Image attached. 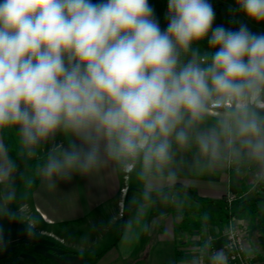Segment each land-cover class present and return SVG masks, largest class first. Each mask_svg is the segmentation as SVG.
<instances>
[{"label": "clouds", "instance_id": "1", "mask_svg": "<svg viewBox=\"0 0 264 264\" xmlns=\"http://www.w3.org/2000/svg\"><path fill=\"white\" fill-rule=\"evenodd\" d=\"M167 9L162 31L148 0H0V130L18 129L29 157L57 132L80 141L50 148L45 176L111 160L163 178L173 144L187 147L210 117L215 127L194 137L202 155L243 150L264 165V33L213 27L209 0H168ZM237 10L264 24V0H236ZM18 179L0 138V218L23 223L11 207ZM37 224L27 222L29 237ZM207 264L228 258L220 250Z\"/></svg>", "mask_w": 264, "mask_h": 264}, {"label": "crops", "instance_id": "2", "mask_svg": "<svg viewBox=\"0 0 264 264\" xmlns=\"http://www.w3.org/2000/svg\"><path fill=\"white\" fill-rule=\"evenodd\" d=\"M209 2L216 5L221 0ZM225 4L229 9L234 8L228 3ZM231 12L238 22L248 24L252 32L264 33V28L253 24L240 11ZM215 123V119L210 117L197 125L190 133L193 138L187 147L181 148L173 144V161L169 168L165 169L163 178L151 176L141 179L139 165L133 171L125 172L111 160L101 162L88 170L73 169L69 172V179L59 176L47 177L43 172L47 162L43 163L39 171V182L30 201L21 202L16 207L11 206L19 210L23 223L0 218V229L3 230L6 242V247L0 248V259L8 256L17 243L34 242L35 237H29L25 230L29 220H38L56 233L57 242L51 256L57 264H84L85 257L72 252L86 254L89 252L88 248H85L87 246L75 247V241H72L74 246H70L71 241L67 240L65 230L70 229L74 223H82L84 230L88 228L87 224L92 223L91 228L95 229L101 223L118 224L119 220H123L121 227H117L118 240L112 244L113 248L109 247L117 252L126 230L135 228L138 219L142 220L144 216L146 221L141 229L148 230L155 240L144 249L146 264H194L197 248L203 249L205 243L211 241L217 247L223 243L219 230L231 217L227 216L225 208H221V205L228 193H234L240 198L258 195V204L264 215V165L251 160L243 150L239 156L231 157L227 150H223L215 160L199 152L195 134L215 127ZM0 138L4 140L2 130ZM73 141L80 142L74 135L57 132L54 138L39 145L35 149V155L31 157L45 158L50 148L58 145L68 147ZM10 157L12 158L11 155ZM18 162H22V159L18 158ZM169 172L173 173L172 178H169ZM177 182L194 187L199 197L214 201L200 204L199 221L194 227L191 225L193 228H187L188 230L181 223L182 201L187 199L185 194L177 188L163 190ZM126 187L127 194L124 198L123 190ZM236 217L244 219V216ZM192 231L195 234L199 231L201 234L198 242L191 241L193 244L186 237H195L196 235L192 236ZM181 238L186 240L184 244L180 243ZM177 248L181 250V255L177 254ZM209 255L208 249L206 259ZM260 258L261 263H264V257ZM116 262L117 258L109 264ZM11 264H36V257L22 252Z\"/></svg>", "mask_w": 264, "mask_h": 264}, {"label": "rangeland", "instance_id": "3", "mask_svg": "<svg viewBox=\"0 0 264 264\" xmlns=\"http://www.w3.org/2000/svg\"><path fill=\"white\" fill-rule=\"evenodd\" d=\"M198 46L202 50H208V48H205L203 45L199 44ZM2 133L4 134V140L9 151V155H11L12 158L16 161L20 173V179H18L15 183L18 192V200L15 204L12 205L16 207L17 204L28 200L30 201V198H32V193L35 191V188L39 182V171L43 166L42 160L44 158H33L26 155L19 142L18 129H4L2 130ZM16 156L22 157V162L19 163ZM229 156L231 157L233 155ZM123 193L125 198V195L127 194V187L124 188ZM225 201H227V197ZM225 204L226 203L222 202L221 208H225ZM244 219H247L249 224L251 223V215L244 216ZM122 221L123 220H119L118 224H111L110 222L101 223L98 228L95 227V229L91 228V223L87 224L88 228H85L84 230L81 227L82 223H74L72 226H70V229L65 230L64 232L67 240L71 241L69 243L70 246H74V243L72 241H75V247L87 246L85 248H88L89 252L85 254V256L87 257L85 259H87L89 264H109L116 258L117 262L113 264H146L144 249L150 243H154L155 240L150 235L148 230L141 229L146 221V218L144 216L142 220L138 219V222L135 224V228H128L126 230L125 237L120 240L121 246L117 250V252L115 249L112 250L109 248L110 246H112L113 248L114 246L112 244L118 240L117 230L119 227H121ZM224 225L225 223L222 225V227ZM192 226L194 227V225ZM36 230L38 234L35 236L34 242L28 243H30L38 253L52 258L51 254H54V247L56 246L55 242H57L56 233H53L52 229L49 226L41 222H38ZM221 230L222 228L219 231ZM196 233L198 235L193 233L192 231V236L196 235L195 237H193L194 239L190 238V235H186V237H188V240L190 239V243L194 240L198 242L199 239H201V234L199 233V231H197ZM248 240L250 242V249H252L251 252L254 251L256 254H258L257 250L260 249V246L257 239V233L253 231L252 226L250 227V230L248 232ZM82 242H84L83 245ZM104 250L109 251L108 253H102L101 251Z\"/></svg>", "mask_w": 264, "mask_h": 264}, {"label": "trees", "instance_id": "4", "mask_svg": "<svg viewBox=\"0 0 264 264\" xmlns=\"http://www.w3.org/2000/svg\"><path fill=\"white\" fill-rule=\"evenodd\" d=\"M92 3H100L102 0H91ZM149 5L154 8L155 18L159 21V26L162 31L166 30L168 25V20L166 19V4L167 0H148ZM228 3L232 5L234 8L236 7V0H221L220 3L216 5H212L215 11V20L213 23V27L217 24H222L227 28H231L233 30L239 27V23L236 18L233 16L229 7L225 4ZM242 13V12H241ZM243 14V13H242ZM244 15V14H243ZM245 16V15H244ZM246 17V16H245ZM247 18V17H246ZM248 19V18H247ZM249 20V19H248ZM251 21V20H249ZM253 24L264 28V24H257L256 22L251 21ZM211 33H209V36ZM200 45H203L205 48L209 49V45L207 43V38L204 41L199 42ZM22 159V157H18ZM48 160V156L42 160V163H46ZM177 188L186 196V200L182 201V225L187 229L190 228L191 225L196 224L199 221L198 216L201 214L200 204H205L208 202H214L212 200L201 198L197 195V191L194 187L184 184L182 182L174 183L172 186H168L163 190H169ZM190 200V201H187ZM225 211L227 216H249L252 218V229L257 233V239L260 246V249L257 250L258 254L264 257V215L261 212L259 207V197L258 195H254L248 198H240L237 197L230 204L227 201H224ZM187 229V230H188ZM184 244L186 240L183 238L180 239V243ZM22 252H27L36 257V264H57L55 259L44 256L38 253L33 246L26 242L21 241L15 245L14 250L6 257L0 259V264H11L15 260H17L18 256ZM178 255H181V250L179 248L176 249ZM74 254H80L87 258L85 254L78 253L76 251L72 252ZM86 264L89 262L86 259Z\"/></svg>", "mask_w": 264, "mask_h": 264}, {"label": "built area", "instance_id": "5", "mask_svg": "<svg viewBox=\"0 0 264 264\" xmlns=\"http://www.w3.org/2000/svg\"><path fill=\"white\" fill-rule=\"evenodd\" d=\"M236 198L237 196L234 193L227 194V202L229 204ZM249 229L250 224L247 219H241L236 216L231 217L220 231V237L223 240L222 245L217 247L210 240V255L222 250L228 258V264H264L260 261V255L254 251L251 252L252 249H250L248 240ZM194 255L196 256L194 264H207L206 256L202 255L201 247L195 250Z\"/></svg>", "mask_w": 264, "mask_h": 264}]
</instances>
